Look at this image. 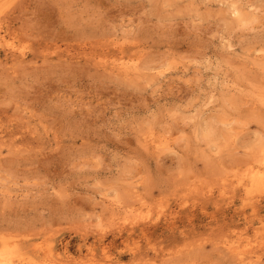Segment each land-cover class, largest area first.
<instances>
[{"label": "rangeland", "instance_id": "374dc122", "mask_svg": "<svg viewBox=\"0 0 264 264\" xmlns=\"http://www.w3.org/2000/svg\"><path fill=\"white\" fill-rule=\"evenodd\" d=\"M255 263L264 0H0V264Z\"/></svg>", "mask_w": 264, "mask_h": 264}, {"label": "bare ground", "instance_id": "6f19581e", "mask_svg": "<svg viewBox=\"0 0 264 264\" xmlns=\"http://www.w3.org/2000/svg\"><path fill=\"white\" fill-rule=\"evenodd\" d=\"M118 65V64H117ZM123 65H125V64H123ZM122 65V66H123ZM126 66V65H125ZM126 69V68H125ZM127 69H128V67H127ZM125 71V70H124ZM125 74H126V72H125ZM163 143V142H162ZM161 144V143H160ZM161 148V147H160ZM256 173H258V172H256ZM252 175H251V178H253V177H256V178H258L259 177V175H260V173H258L256 176H254V173H251ZM227 246V245H226ZM235 249V248H234ZM233 251V250H232ZM231 251V252H232ZM237 254V253H236ZM242 261V260H241ZM245 261V260H244ZM55 262V261H54ZM259 262V261H258ZM253 263V262H252ZM256 264V263H255Z\"/></svg>", "mask_w": 264, "mask_h": 264}]
</instances>
